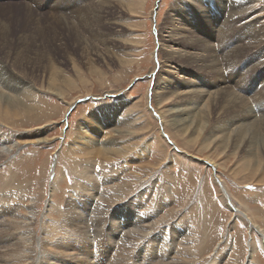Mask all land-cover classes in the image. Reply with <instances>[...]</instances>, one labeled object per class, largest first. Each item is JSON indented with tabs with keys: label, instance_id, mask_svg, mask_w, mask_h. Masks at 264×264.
I'll return each mask as SVG.
<instances>
[{
	"label": "rangeland",
	"instance_id": "obj_1",
	"mask_svg": "<svg viewBox=\"0 0 264 264\" xmlns=\"http://www.w3.org/2000/svg\"><path fill=\"white\" fill-rule=\"evenodd\" d=\"M118 1L112 14V19L118 21L113 25L118 41L113 42L108 55L102 56L104 59L93 62L98 73L103 74L100 79L83 64L82 50L73 36L54 24L63 37L58 34L59 38L53 39L51 55L60 63L56 65L61 75L74 85H64V95L59 96L49 90L47 76H36L34 84L27 77L29 87L25 92L29 93L17 99L22 105L40 107L37 113L41 111V119L20 113L19 109L14 111L17 116L0 108V208L10 213L12 236L23 231L22 224L32 225L36 239L31 264H46L47 257L53 259L47 260L48 264H84L73 254L48 255L44 246L52 238V227L60 225L58 232L71 228L65 220L73 213L90 220L88 213L95 209H99L96 214L101 213L102 205L104 212L125 207V213L137 215L132 220L140 221L139 228L130 230L133 233L140 235L151 225L164 239L165 231H184L187 238H176L175 245L179 249L188 247L185 264H264V182L256 180L263 176L264 149L254 156L261 161L255 179V172L251 175L250 169H245L247 149L211 141L223 118L231 117L222 109L214 110L215 88L207 84L199 88L207 97L184 133L171 125L168 109L187 95L174 93L178 90L174 86L165 89V94L170 95L168 101L157 100L163 89H154L156 81L167 82L169 77L185 85L182 90L203 80L202 72L193 74L169 61V55L183 53L180 44L168 41L169 31L175 26L178 32L190 29L192 34L203 35L206 41L216 44L223 20H216L215 12L221 6L216 0ZM18 5L19 2L0 0V15H11L14 29L23 22L16 24L15 17L19 13L23 16ZM252 6L256 10L255 24L264 25V0H254ZM48 30L44 37L51 38ZM5 56L0 51L2 62ZM14 62L6 63L8 71L16 67ZM232 70L223 77L225 86L230 93H239L246 86ZM22 74L25 72L16 75L26 76ZM205 79L209 84L214 81L208 76ZM83 80L86 82L81 83ZM262 89L241 94L246 102L257 104L264 100ZM108 140L113 143L110 147L116 151L114 155L85 154ZM128 182L130 189L123 186ZM223 192L228 193V201ZM107 201L115 204L110 206ZM147 214L152 219L141 222ZM43 227L50 229L46 238L42 237ZM66 232L58 233L64 235L59 240L60 247L56 245L58 251H65L64 244L79 243L84 234L79 229L72 234ZM105 236L102 234V244L89 241L92 250H97L99 264H131V258L123 255L120 261L114 252L107 259L104 246L110 239ZM93 262L96 264V259Z\"/></svg>",
	"mask_w": 264,
	"mask_h": 264
},
{
	"label": "bare ground",
	"instance_id": "obj_2",
	"mask_svg": "<svg viewBox=\"0 0 264 264\" xmlns=\"http://www.w3.org/2000/svg\"><path fill=\"white\" fill-rule=\"evenodd\" d=\"M117 1L62 0V3L59 4V0H7L8 3L19 2L18 7L23 16L20 13L17 17L14 16L16 24L21 23V20L23 22L25 20V22L24 24L22 22L21 26L14 29L11 27V15L6 13L0 15V51H3L6 55L3 62L0 60V108H6L9 114L14 113L17 116H19L18 112L14 111L19 109L20 113L23 111L27 115H33L41 119L44 118L43 115H39L41 111L37 113L40 107L22 105L21 101L17 99L19 95L22 96L29 93L28 91L25 92V89L29 87L27 77H31L30 80L32 79L31 81L34 84L36 76H47L46 85L50 91H55L59 96L64 95L62 89L64 85L66 87L74 85V82L66 80L61 75L56 65L57 61L51 55L53 39L59 35L63 37L61 35L63 33H59V29L57 30L54 24L60 25L65 29L66 33H70L73 36L74 41L76 40V44L82 50L80 54L84 59L82 61L83 64L88 67L90 73L98 74V79H100L103 74L98 73L99 71L93 66V62L95 60L98 61V59H104L102 56L108 55L109 49L115 44L113 42L118 41L117 36L113 35V25L118 24V21L112 19ZM216 1L221 6L219 11L216 9V18H218L216 20H223L219 25L221 29L217 33L218 42L216 44L206 41L203 35L192 34L193 32L190 29H180L178 32L176 26L171 28L168 36L170 43L180 44L179 46L183 48V53L175 54L176 56L169 55V61L177 62L180 67L189 69L190 73L193 74L200 71L203 76H208L214 81L209 84L204 77L203 80L200 79L199 85H189L188 90H182L180 88H186L185 85H180L169 77L167 82L156 81L154 89H163L157 100L168 101L170 95L165 94V89H172L174 86L180 90H176L174 93L178 92V95H187L177 101L175 107L168 109L171 125L184 133L189 126V120L193 119L199 109V105L207 97H205L206 93L199 88H204L206 84L210 85V88H215L214 90L217 91L215 92V97H213L214 110L216 108L222 109L225 115L230 113L231 117H225L226 120L223 118L221 124L219 123L220 125L216 128L214 140L211 141H215L221 146L230 142L235 146L234 148L247 149V154L245 155L247 158L245 166L247 167L245 169H250L248 171H251L249 174L252 175L261 164V161L258 162V160L254 159V156L256 153L258 154L259 149H264V100L262 97L263 101L254 104L253 102H246L243 96L246 91V93L250 94V90L253 92L258 87H263L264 89V25L257 26L254 22L256 14L254 5L252 6L254 0ZM211 5L210 7L212 8ZM44 24H47V27ZM47 29H49L48 33H51V38L44 37ZM59 41V46H61L63 44L62 41L65 40L63 38V40L59 39ZM115 55L120 57L116 53ZM7 62H11V64L14 62L16 67L8 71ZM120 62L124 63L126 61L120 59ZM231 69H234L232 71L236 74L235 78L242 80L244 86H246V88L242 87L241 90L243 91H239L240 94L238 92L230 93V88H227V85L225 86L223 77L225 74L228 76ZM22 70H24L26 76H18L24 73ZM85 82L83 80L81 83ZM186 86L188 87V85ZM241 92L244 93L241 94ZM261 94L264 95L263 93ZM223 104H225L227 109L225 107L221 108L224 106ZM2 117L7 120L5 116ZM26 122L32 123V120H26ZM8 140L6 139V141ZM110 146H113V143L108 140L107 143L100 147L89 148V152H84L94 157L106 154L114 155L116 151H113ZM0 154L2 153L0 152ZM248 162L250 168H248ZM262 175L261 178L256 179L255 172L253 176L257 182L261 183L264 182V172ZM123 186H129L127 189H130V182ZM227 194L223 192L228 201L229 197ZM107 202L110 203V206L115 204L112 201ZM98 210L95 209L94 212L88 213L92 216L90 220L80 213L75 216L74 213L71 216L69 215L70 218H66L65 223L66 226L72 227L64 229L70 230L69 233L64 230L58 232L61 229L60 225L58 227L53 226L52 238L50 241L45 239L49 242L44 246V249L48 251V255L55 252L73 254L78 261L80 260L84 264H94L93 259H96V264H99L100 258L97 255V250H92L89 241L102 244V234L103 236L106 234L108 236L105 237L110 239L106 241L104 246L108 260L114 252L118 254L116 259L125 258L124 256H127V259L131 258V264H185L186 256H188L189 252L186 249L188 247L184 245L182 249H179L175 245L176 238L183 236V241L187 238L184 231H173L170 234L165 231L164 233L167 236L164 239L162 238L163 236L157 233V229L151 225L152 228L149 227L150 229L143 230L139 235V233H133L130 230L139 228L140 221L138 219L136 221L132 220L137 215L125 213V207L118 208L117 211L111 208V212H108V210L104 212L102 205V212L96 214L95 212ZM237 212L241 213L239 210ZM9 216V211L0 208V264H21L22 261H27V264H31L34 260V239H36L34 231H32V225L30 223L22 224L21 228L23 231H19L18 236L13 237V231L11 232V230L14 229V224L9 221ZM151 219L152 215L147 214L141 219V222H149ZM106 222H108L107 226H105ZM78 229L84 233L82 236H78L79 243L73 242L70 246L64 244V252L56 250V245H59L60 238L64 237V235L60 236L58 233L61 234L63 232L62 234H65L66 232L67 234H72L71 231L76 233ZM49 231L48 227H43L42 237L46 238V234H50ZM42 254L43 252L40 251V255ZM47 260L48 257L45 259L46 264L53 259ZM124 261L126 260L124 259Z\"/></svg>",
	"mask_w": 264,
	"mask_h": 264
}]
</instances>
